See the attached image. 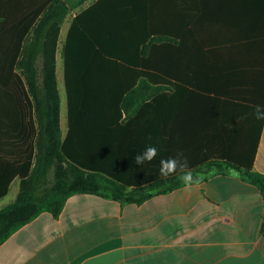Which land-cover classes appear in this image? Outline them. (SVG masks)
I'll use <instances>...</instances> for the list:
<instances>
[{"label": "crops", "instance_id": "crops-1", "mask_svg": "<svg viewBox=\"0 0 264 264\" xmlns=\"http://www.w3.org/2000/svg\"><path fill=\"white\" fill-rule=\"evenodd\" d=\"M112 1L89 0L61 26L56 73L66 104L73 23L79 19L70 46V74L75 75L86 72L80 65L90 53L93 58L103 49L101 34L108 22L127 20L120 25L129 33L130 62L142 59L144 73L157 68L161 76L157 84L145 78L134 91L142 87L151 94L159 88L156 98L175 101L166 116L175 122L177 147L161 159L183 153L192 168L229 157L252 162L253 170L264 175V121L250 115L254 106H264V0H170L168 5L144 0L142 9L139 0ZM152 1L159 3L152 6ZM10 12L0 15V24ZM153 20L161 27L158 34ZM156 36L165 40L152 47ZM8 159L1 153L0 189ZM20 185L15 177L0 198V209L16 201ZM0 264H264V195L236 174L215 175L142 205L77 194L58 219L42 213L7 239L0 246Z\"/></svg>", "mask_w": 264, "mask_h": 264}, {"label": "trees", "instance_id": "trees-1", "mask_svg": "<svg viewBox=\"0 0 264 264\" xmlns=\"http://www.w3.org/2000/svg\"><path fill=\"white\" fill-rule=\"evenodd\" d=\"M88 1L50 0L33 26L31 35L22 45L16 66L22 78L18 98L24 107L25 132L31 137V142L22 150L21 158L13 160L9 157L7 160L5 184L0 189V198L7 194L15 177L20 178L21 185L16 201L0 209V246L42 213H49L58 219L68 199L77 194L95 195L116 201L122 206L142 205L156 196L185 187L178 179L181 175L179 171L163 179L158 170L150 176L134 168V152L139 150L142 153L155 137L154 118L140 117L143 106L136 108L123 126L120 153L124 168L119 170L105 153V147L111 146L115 140L111 131L108 128H97L96 131L88 128L94 127V123L83 124L79 103L80 95L84 97V94H81L78 84L73 83L72 86L70 83L74 79V75L70 74V63H74L70 46L79 19L73 23L67 39V96L73 118L64 136L56 73L58 39L66 16ZM104 51L98 50L97 59H93L101 67L107 66L103 61L106 55ZM107 54L110 60L121 67H131L127 48L123 51L112 49ZM89 59L86 61L89 62ZM102 90L95 92L89 89L85 94L91 97L93 94L111 93L110 90ZM159 93V88H156L145 101L154 100ZM125 100L124 109L127 106ZM204 167H207V171H203ZM190 169L197 178L194 184H201L215 175L236 174L243 181L259 188L264 195V175L253 170L252 162L244 165L229 157L225 160L212 158Z\"/></svg>", "mask_w": 264, "mask_h": 264}, {"label": "rangeland", "instance_id": "rangeland-1", "mask_svg": "<svg viewBox=\"0 0 264 264\" xmlns=\"http://www.w3.org/2000/svg\"><path fill=\"white\" fill-rule=\"evenodd\" d=\"M143 1L144 0L137 1L141 2V9L143 7ZM48 2V0L41 3L30 1H0V15L11 11L8 20L2 23L3 25L0 24V157L2 153V158L5 153L9 157H12L13 160L20 158L22 150L31 142V137L25 132L24 107L18 98V87L20 86L22 78L16 66L22 45L31 35L33 26L36 24L40 14L47 7ZM112 2H116V0ZM120 2L130 4L134 2V0H120ZM171 2L173 1L165 0L163 1V5H168V3ZM156 3L158 4L159 2L152 1V6L154 4L156 5ZM92 8H89L87 12L94 10L95 7L93 6ZM140 19L142 22L143 17H140ZM117 21H109V27L106 26L103 32L104 34H101V36L103 35L102 44L106 54L103 56V61L107 66L101 67L97 64V61L93 60L95 58L97 59V54L92 58V54L90 53L89 62L83 60L86 65H80L81 67H85L86 72L82 74H72L74 75V79L73 81L71 80L70 83L72 86L73 83L78 84L81 94L83 93L85 97L80 95L79 103V112L82 111V113H80V119L84 122L83 124L90 125L94 123V127L88 128L96 131L100 128H108L112 136L114 135L115 140L111 143V146L105 147V153L108 155V160L111 161L112 164L118 166V170L124 168V160L120 153V144L122 140L120 138L124 131V124L128 122L134 110L142 106L140 117L149 119L147 115H150L151 112L156 114L154 118L155 127L153 129L155 137L150 145L157 147L158 156L152 162H146L144 165L140 166L134 163L133 158L141 152L137 150L132 155V164L134 168L144 174L148 173L152 176L159 171L160 160L163 154L173 153L177 147L174 143L175 122L172 117L169 118L166 116L167 112L169 113V105L173 106L175 101H172L171 104H167L164 100L160 101L158 97L152 101L146 102L145 100L149 98L151 94L148 92L143 93L141 90L142 87H140V92H132V90L142 83L145 78L157 84L161 81V76L157 68H151V72H148L147 69V73H144L143 69H146L147 66L146 62L144 64L142 59L138 64L134 65L130 63L131 67L128 69L121 67L119 63L109 59L110 57L107 53H110V50L123 51L124 48H127V46L124 47V44L127 45L129 33L125 25L122 27L120 25V23H127V20ZM159 29H161L160 25L153 20L152 30L158 34ZM164 40L165 39L158 36L153 37L150 46L159 45L161 41L163 42ZM152 67H154V65ZM165 79L166 77L162 78V80ZM107 81L109 82L108 84L105 83ZM61 83V127L65 134L69 131L70 122L73 117L70 113L68 96L66 104L63 82ZM89 89L95 92L106 89L108 91L110 90L111 93H109V95L93 94L90 97L85 94ZM124 100L127 102L125 109L123 107Z\"/></svg>", "mask_w": 264, "mask_h": 264}, {"label": "clouds", "instance_id": "clouds-1", "mask_svg": "<svg viewBox=\"0 0 264 264\" xmlns=\"http://www.w3.org/2000/svg\"><path fill=\"white\" fill-rule=\"evenodd\" d=\"M250 115L256 121H264V106H254L253 112L250 113ZM227 127L230 128L231 125ZM157 156V147L148 145L142 153L135 155L133 161L135 164L142 166L146 162H152ZM178 171L181 173L178 179L184 184L185 188H190L196 183L197 178L194 177L193 172L189 168L188 160L184 157L183 153H178L175 157L160 160L159 173L161 178L168 179L169 177L176 175Z\"/></svg>", "mask_w": 264, "mask_h": 264}]
</instances>
